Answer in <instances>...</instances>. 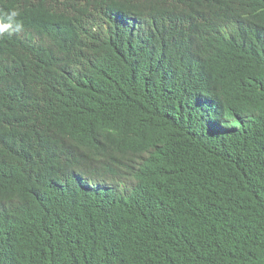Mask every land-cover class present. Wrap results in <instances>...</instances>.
<instances>
[{
    "label": "trees",
    "instance_id": "1",
    "mask_svg": "<svg viewBox=\"0 0 264 264\" xmlns=\"http://www.w3.org/2000/svg\"><path fill=\"white\" fill-rule=\"evenodd\" d=\"M0 29V264H264V0H0Z\"/></svg>",
    "mask_w": 264,
    "mask_h": 264
},
{
    "label": "clouds",
    "instance_id": "2",
    "mask_svg": "<svg viewBox=\"0 0 264 264\" xmlns=\"http://www.w3.org/2000/svg\"><path fill=\"white\" fill-rule=\"evenodd\" d=\"M12 15L15 16V15H17V13L13 12ZM0 31H3V29H0Z\"/></svg>",
    "mask_w": 264,
    "mask_h": 264
}]
</instances>
